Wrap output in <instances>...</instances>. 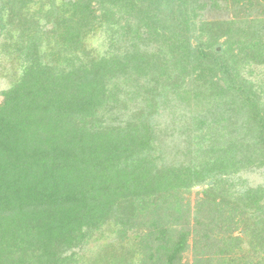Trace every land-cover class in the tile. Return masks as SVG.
<instances>
[{"label": "trees", "instance_id": "16d2710c", "mask_svg": "<svg viewBox=\"0 0 264 264\" xmlns=\"http://www.w3.org/2000/svg\"><path fill=\"white\" fill-rule=\"evenodd\" d=\"M0 58V264H264V0H0Z\"/></svg>", "mask_w": 264, "mask_h": 264}, {"label": "rangeland", "instance_id": "374dc122", "mask_svg": "<svg viewBox=\"0 0 264 264\" xmlns=\"http://www.w3.org/2000/svg\"><path fill=\"white\" fill-rule=\"evenodd\" d=\"M238 10H234L233 8H222V9H209L207 12L204 13V16H202L205 20H225L228 18H231L236 14ZM239 14V13H238ZM105 38L104 34H98L97 36H91L88 40L90 46L95 49L96 52H104L105 47L102 48V40ZM206 38V37H204ZM102 39V40H101ZM219 49V48H218ZM16 73V65L14 61H7V60H1L0 58V95L3 91L7 90L10 87V83H12V79L14 78V74ZM260 73V78L264 80V67L263 68H255L254 75H258ZM1 98V96H0ZM261 173V172H259ZM259 173L251 172L249 174H243L241 176L242 182H245L246 185L250 186H258L264 184V177L262 178ZM238 185V188L240 187V181L238 180V177L235 179ZM204 187H196L192 190L190 194H188L186 197L189 199L190 208L194 210L197 206V202L199 199L203 196ZM187 202V201H186ZM237 235V231H236ZM110 237L108 235L103 236L100 238V240L96 239L91 241L84 250H81L83 252L80 253V256H84V254H88L89 256L92 255L93 252H98L100 247L103 244L111 243ZM127 242V240H119V243H122L123 245ZM192 241H189V247L187 248L186 252L183 256V264H193L196 258V252L192 248ZM117 244V241L115 242ZM86 252V253H85ZM91 258V257H89Z\"/></svg>", "mask_w": 264, "mask_h": 264}]
</instances>
